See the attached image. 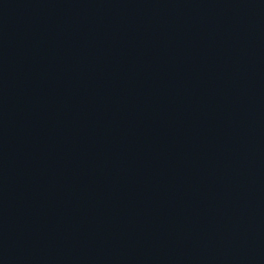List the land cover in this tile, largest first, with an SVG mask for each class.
Wrapping results in <instances>:
<instances>
[{
  "label": "water",
  "instance_id": "obj_1",
  "mask_svg": "<svg viewBox=\"0 0 264 264\" xmlns=\"http://www.w3.org/2000/svg\"><path fill=\"white\" fill-rule=\"evenodd\" d=\"M0 264H264V0H0Z\"/></svg>",
  "mask_w": 264,
  "mask_h": 264
}]
</instances>
